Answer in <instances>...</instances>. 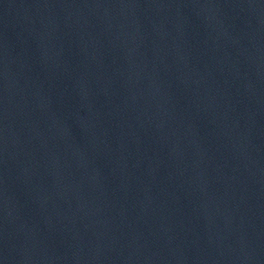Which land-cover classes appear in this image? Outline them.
I'll list each match as a JSON object with an SVG mask.
<instances>
[{"label": "water", "instance_id": "obj_1", "mask_svg": "<svg viewBox=\"0 0 264 264\" xmlns=\"http://www.w3.org/2000/svg\"><path fill=\"white\" fill-rule=\"evenodd\" d=\"M0 128L172 264H264V0H0Z\"/></svg>", "mask_w": 264, "mask_h": 264}]
</instances>
